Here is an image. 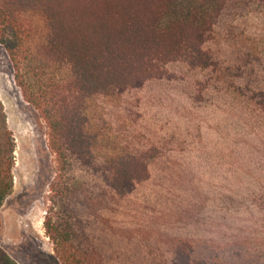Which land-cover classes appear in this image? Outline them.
<instances>
[{
  "label": "rangeland",
  "instance_id": "1",
  "mask_svg": "<svg viewBox=\"0 0 264 264\" xmlns=\"http://www.w3.org/2000/svg\"><path fill=\"white\" fill-rule=\"evenodd\" d=\"M237 12L207 45L215 57L210 68L181 66L169 79L87 101L90 126L101 132L103 146L148 158L149 178L137 185L135 198L120 200L117 213L113 200L98 210L100 217L126 220L139 237L142 254L128 264L170 258L177 239L190 241L198 259L228 264L264 252V119L252 100L264 91V1ZM0 102L14 146L0 247L17 264H62L45 227L58 207L53 188L60 182L82 198L90 181L77 163L61 174L46 124L25 100L1 43Z\"/></svg>",
  "mask_w": 264,
  "mask_h": 264
},
{
  "label": "trees",
  "instance_id": "2",
  "mask_svg": "<svg viewBox=\"0 0 264 264\" xmlns=\"http://www.w3.org/2000/svg\"><path fill=\"white\" fill-rule=\"evenodd\" d=\"M256 1L264 0H0V43L25 100L46 124L61 174L77 163L90 181L82 198L60 182L53 188L58 207L45 227L62 264H128L142 254L126 220L100 217L98 210L113 200L117 213L120 200L135 198L149 178L148 158L103 146L101 132L90 126L88 99L144 88L181 66L210 68L215 57L207 45L218 27ZM252 100L264 119V91ZM13 150L0 102V208L13 190ZM195 251L177 239L171 257L154 264H228L198 259ZM245 260L264 264V252L250 251ZM0 264L17 262L0 247Z\"/></svg>",
  "mask_w": 264,
  "mask_h": 264
}]
</instances>
